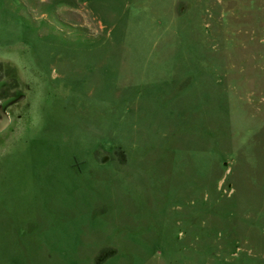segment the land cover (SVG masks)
I'll use <instances>...</instances> for the list:
<instances>
[{
  "label": "rangeland",
  "instance_id": "1",
  "mask_svg": "<svg viewBox=\"0 0 264 264\" xmlns=\"http://www.w3.org/2000/svg\"><path fill=\"white\" fill-rule=\"evenodd\" d=\"M0 264H264V0H0Z\"/></svg>",
  "mask_w": 264,
  "mask_h": 264
}]
</instances>
